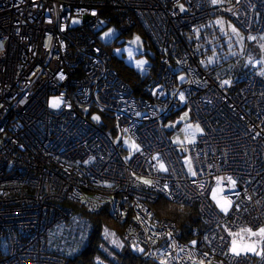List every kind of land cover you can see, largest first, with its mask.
I'll use <instances>...</instances> for the list:
<instances>
[{
  "label": "built area",
  "instance_id": "built-area-1",
  "mask_svg": "<svg viewBox=\"0 0 264 264\" xmlns=\"http://www.w3.org/2000/svg\"><path fill=\"white\" fill-rule=\"evenodd\" d=\"M110 25L154 52L140 95L99 41ZM232 28L263 34L264 0H0V264H67L101 213L137 264H264L228 250V232L264 228V76L228 80L244 49ZM183 110L201 132L178 146L165 123ZM221 178L227 214L208 200ZM160 199L196 208L190 240L155 215Z\"/></svg>",
  "mask_w": 264,
  "mask_h": 264
},
{
  "label": "rangeland",
  "instance_id": "rangeland-1",
  "mask_svg": "<svg viewBox=\"0 0 264 264\" xmlns=\"http://www.w3.org/2000/svg\"><path fill=\"white\" fill-rule=\"evenodd\" d=\"M217 22V21H216ZM72 25L78 24L77 21H72ZM105 25L102 24L101 27ZM118 29L116 26L110 25L103 29L99 34L98 38L102 45H109V52L113 56V58L117 61H121L125 66L131 68L136 74L144 75V67L147 65L150 60L149 57H152L154 52L152 49L145 44L144 37L139 34L138 32L133 31L131 35H119ZM236 34L239 36L240 42L244 44V49H241V55L237 59L232 60V71L233 73H239L240 76H245L248 72L254 71L264 76V33L258 36L252 35H245L243 32L236 28ZM250 37H255V39H250ZM138 38V39H137ZM231 55L235 54L234 51L230 52ZM227 57V56H225ZM143 62V63H141ZM242 77V78H243ZM181 80L184 78L183 75L179 77ZM57 100L55 97L50 98V107L52 109H57L58 107H52V101ZM84 113H88V108H83L81 110ZM92 118L101 119L98 113L92 115ZM191 125V117L188 110H183L180 112L179 115L171 118L165 123V128L167 131H171L169 134V139L174 145L184 146L188 145L189 142H193V133L199 134L201 131H196V126L194 128L189 127ZM188 137L190 139L188 140ZM184 164L187 170V173L191 175L189 168L191 164L187 158H183ZM216 189V187H213ZM212 190L208 195L209 202L222 214H225L220 210L217 206L216 202L212 199ZM222 197V195L218 194ZM246 229H251L253 232H258V229H252L249 227H243L236 231H230L232 233H239L240 235H236L235 237L229 235L231 240V245L229 247V252L231 253L230 249L232 246V240L236 239L240 246L243 247L244 245L248 244H255L256 252L261 253V242L262 238L259 236H251L247 231H242ZM110 234H114V237L109 235L106 237V232H104L103 236L107 241V244L110 248H113L116 252H119L122 248V241L121 238L116 236L114 231H108ZM229 233V232H228ZM113 239L118 241V244L113 243ZM119 245V246H118ZM105 250V255L111 258L110 249ZM232 254V253H231ZM240 255H249L253 257H258L259 255L253 252H241Z\"/></svg>",
  "mask_w": 264,
  "mask_h": 264
},
{
  "label": "trees",
  "instance_id": "trees-1",
  "mask_svg": "<svg viewBox=\"0 0 264 264\" xmlns=\"http://www.w3.org/2000/svg\"><path fill=\"white\" fill-rule=\"evenodd\" d=\"M111 66L116 74L132 89L133 93L141 94L143 81L141 75L136 74L131 68L125 66L120 60L111 59ZM233 69V68H232ZM232 69L228 72V80L232 83H240L243 76L233 73ZM104 124V129L113 134V121L107 114H100ZM154 213L158 217H166L172 220L181 230L185 240H190L192 228L202 226L201 219L194 206H183L172 204L165 199L158 200L154 206ZM93 228L88 239L87 245L71 257L67 264H137L135 256H127L123 253L122 227L115 224L108 215L99 214L90 218ZM114 231L116 236L121 238L122 248L116 252L110 248L105 240L104 232ZM109 247L111 258L105 255V250Z\"/></svg>",
  "mask_w": 264,
  "mask_h": 264
},
{
  "label": "snow or ice",
  "instance_id": "snow-or-ice-1",
  "mask_svg": "<svg viewBox=\"0 0 264 264\" xmlns=\"http://www.w3.org/2000/svg\"><path fill=\"white\" fill-rule=\"evenodd\" d=\"M219 2H222V0H212L213 4H217ZM181 10H183L182 6H181ZM93 15H95V13H93ZM232 31L235 33L236 29L232 28ZM250 39H255V37H250ZM209 62H211V61H209ZM141 63H143V62H141ZM228 83H229L228 81H224V84H228ZM180 98H181V100H183V96H181ZM60 103H61L60 100H53L52 101V107H54V108L58 107L60 105ZM189 127H191V125H189ZM196 131H201L198 125L196 126ZM193 136H194V133H193ZM133 147H135V145H133ZM159 169L161 171H167V169H166V167L164 166L163 163H161L159 165ZM189 171H190L192 176H196L197 175L196 171L193 170L191 167L189 168ZM227 180H228V183L231 185V189L230 190H234L235 187H236V181L232 177H228ZM140 182L145 184V185H147V186H149V187H154L153 181H151V180L140 178ZM222 183H223V179L222 178L217 180V188L212 190L211 195H212V199L216 202V204L220 208V210L222 212H224L225 214H227L229 212L230 208L232 207L233 201L230 198H228V197H221V196L218 195L220 192L224 191L220 187V185ZM107 186L111 187V185H107ZM201 187H203V186L201 185ZM161 190L162 191H167V185H165L164 188L161 189ZM137 219L138 220H142V218L139 217V216H137ZM142 222H146V221L142 220ZM152 227H155V225L153 224ZM242 231H247L251 236H259V237L262 238V240H264V228H260L258 230V232H253L251 229H246V230H242ZM109 235L114 237V234H110L106 230V237L109 236ZM152 235L155 236L156 233H153ZM167 235H168L169 239H171L172 234L168 233ZM229 235H232V236L235 237L236 235H240V234L239 233L229 232ZM149 239L151 240V237H149ZM113 243L118 244V241L113 239ZM192 243H193V246H194L196 242L193 241ZM137 250L140 251V252L144 251L143 248H138ZM230 251L235 256H239L242 251L245 252V253L253 252V253H256L258 255H264V253L256 252L255 244H248V245H244L243 247H241L239 242L236 239L232 240V246H231ZM161 264H167V262L164 261V260H161ZM199 264H205V262L203 260H201V261H199ZM208 264H211V262L209 261Z\"/></svg>",
  "mask_w": 264,
  "mask_h": 264
}]
</instances>
